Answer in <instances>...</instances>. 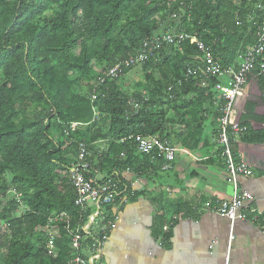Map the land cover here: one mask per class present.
I'll return each instance as SVG.
<instances>
[{
  "label": "trees",
  "instance_id": "trees-1",
  "mask_svg": "<svg viewBox=\"0 0 264 264\" xmlns=\"http://www.w3.org/2000/svg\"><path fill=\"white\" fill-rule=\"evenodd\" d=\"M259 5L264 0H0V264H68L81 253L71 245L76 233L84 253L93 245L96 236L83 230L91 211L76 206L69 181L81 143L88 152L86 177L119 183L115 204L103 208L102 230L115 220L114 206L122 210L125 197L134 202L146 194L135 191L125 173L158 175L166 163L141 153L135 137L166 140L176 123L186 148L192 149L191 136L200 141L205 104L215 101L220 79L204 73L196 45L162 44L138 65L143 80L134 91L124 77L136 67L116 78H107L108 69L167 32L197 37L218 63L239 68L257 42ZM74 123L79 126L72 130ZM186 204L176 216L197 219ZM22 206L25 213L17 216ZM177 217L165 211L154 217L152 234L163 247L171 245ZM109 233L97 235L103 240Z\"/></svg>",
  "mask_w": 264,
  "mask_h": 264
},
{
  "label": "crops",
  "instance_id": "crops-1",
  "mask_svg": "<svg viewBox=\"0 0 264 264\" xmlns=\"http://www.w3.org/2000/svg\"><path fill=\"white\" fill-rule=\"evenodd\" d=\"M220 106L218 94L215 101L205 104L207 112L201 119L206 125L201 139L197 144L194 136L187 141L192 149L184 145L182 127L176 123L171 127V136L164 141L178 149V156L173 163L166 162L158 175L135 178L125 173L133 189L146 194L134 202L125 197L122 210L112 208L116 227L107 231L110 235L100 264H264V218L258 223L231 222L212 211L233 194L216 140ZM235 110L236 120L249 131L236 141L237 158L254 171L250 177H240L239 182L254 196L253 207L264 214V138L259 140L264 135V81L258 73L248 76ZM158 195L161 200L157 204L153 199ZM181 203H187L200 216L194 219L181 213L177 217ZM87 210L91 214L95 211L90 205ZM164 211L169 219H178L169 247L160 245L152 234L155 215ZM98 224L89 221L87 232H103L101 222Z\"/></svg>",
  "mask_w": 264,
  "mask_h": 264
},
{
  "label": "built area",
  "instance_id": "built-area-1",
  "mask_svg": "<svg viewBox=\"0 0 264 264\" xmlns=\"http://www.w3.org/2000/svg\"><path fill=\"white\" fill-rule=\"evenodd\" d=\"M258 9H264V5H259ZM186 40L196 45L201 52L202 56L200 58V63L204 73L209 77L220 79L213 88L222 100L217 145L220 149V156L225 163L228 179L233 185V194L230 200L221 202L212 211L228 218L231 222L249 221L258 223L263 221L262 218H264V214L258 212V210L253 207V202L255 201L254 196L249 191L244 190L239 182L240 177L252 176L254 174L253 168L247 162L236 157L234 146L237 140L246 136L249 132L248 127L241 124L235 118L236 102L238 98L243 95L248 76L256 70L264 74V16L261 19V24L257 33V42L244 54L239 68L224 67L218 63L206 45L197 37H192L185 33L173 34L167 32L160 36L146 39L137 53L127 59L117 62L113 67L108 69L106 76L107 78H116L123 69H129L144 64L162 44L180 45ZM194 73V69H189L188 75H194ZM98 80L100 83L105 81L104 78H99ZM202 85L205 87L208 86L205 80L202 81ZM134 109L138 110L139 105H135ZM78 126L79 124L74 123L71 128L75 130ZM135 141L138 145V150L143 154L150 155L155 153L158 158L164 159L167 163H173L177 159L178 149L170 143L161 140L158 136H137L135 137ZM79 149L78 163L73 166L71 174L69 175V181L77 192L75 204L82 210H87L89 205L94 208L95 211L90 216V223L96 222L97 224V221H99L100 224V218L103 217V208L115 204L116 198L119 196V183L114 181V179L104 182L88 179L85 174L88 167V165L85 164L88 155L86 145L81 143ZM56 220L57 218L51 219V221ZM115 227L116 221L109 220L108 223L102 227V230L106 234L107 231ZM88 228V225H86L83 227V230L88 231ZM165 230H167V227ZM87 234L92 237L96 236L93 245L86 250L90 256L87 257L83 254V237L80 233H76L72 237L71 245L74 250L80 251L81 253L70 260L68 264H96V260L101 258L107 237L104 236L103 240H100V236H98L97 233L93 235L87 232ZM48 247L51 250V254L56 257L57 251L55 249L54 237L50 238Z\"/></svg>",
  "mask_w": 264,
  "mask_h": 264
},
{
  "label": "rangeland",
  "instance_id": "rangeland-1",
  "mask_svg": "<svg viewBox=\"0 0 264 264\" xmlns=\"http://www.w3.org/2000/svg\"><path fill=\"white\" fill-rule=\"evenodd\" d=\"M125 81V86L129 87L130 91L135 90L136 84L140 81L143 80V76L140 72V68L137 66L134 70H132L127 76L124 77ZM126 87V88H127ZM12 197H14V193H9L7 200H11ZM25 207L22 206L21 209H19L17 216H22L25 213ZM2 227V223H0V228ZM101 259L96 260V264H100Z\"/></svg>",
  "mask_w": 264,
  "mask_h": 264
}]
</instances>
